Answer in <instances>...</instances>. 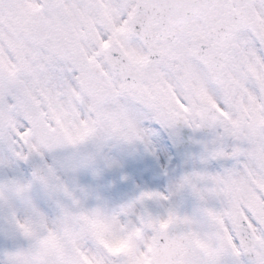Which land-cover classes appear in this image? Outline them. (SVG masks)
<instances>
[{"label":"snow or ice","instance_id":"1","mask_svg":"<svg viewBox=\"0 0 264 264\" xmlns=\"http://www.w3.org/2000/svg\"><path fill=\"white\" fill-rule=\"evenodd\" d=\"M184 130L219 171L117 207L79 185L120 166L112 147ZM22 164L0 264H264V0H0V169Z\"/></svg>","mask_w":264,"mask_h":264},{"label":"rangeland","instance_id":"2","mask_svg":"<svg viewBox=\"0 0 264 264\" xmlns=\"http://www.w3.org/2000/svg\"><path fill=\"white\" fill-rule=\"evenodd\" d=\"M188 130H184L183 136L184 142L179 146H169L165 141L158 137H152L153 149L151 152L146 151L142 145H129V146H115L109 150V155L113 156L119 161V167L114 170H105L99 176L93 177L89 171H82L78 174V183L81 187L88 188L101 199L105 200L109 207H117L121 203L134 199L141 190L144 191H156L167 194L169 188L184 174L181 168L168 169L166 166L171 163H175L172 160V152L179 154V158L182 160L184 155L192 156L191 153L199 151L200 144L195 141H204L206 136H202L201 133L195 135V139H189L192 135ZM164 148L166 149L164 151ZM170 149L171 153L168 154L167 149ZM168 154V155H167ZM177 158V157H176ZM188 158L184 157V161ZM177 161V159H176ZM181 162V161H180ZM199 164V162H198ZM214 168L210 169V163L206 164L208 168H200L196 166L193 171L204 170L209 173H215L219 171L222 165L214 161ZM171 171V172H170ZM170 172V173H169ZM30 171L25 165H20L15 172L12 170L0 169V180L7 176H18L20 178L26 177ZM122 176H127V180H122ZM185 194V193H184ZM183 194L179 204V212L181 214L192 215L195 213L198 202L189 192L186 196ZM34 197L38 202L43 203L39 196V190L34 189ZM90 205L95 204V200L89 202ZM163 202L156 204L150 202V207L155 211L162 210ZM195 206L196 208H192ZM45 207H47L45 205ZM50 211V210H49ZM5 241L0 238V245H3ZM112 251L123 252L127 250V243L124 241H118L115 244L108 245ZM148 261H145L147 264Z\"/></svg>","mask_w":264,"mask_h":264},{"label":"flooded vegetation","instance_id":"3","mask_svg":"<svg viewBox=\"0 0 264 264\" xmlns=\"http://www.w3.org/2000/svg\"><path fill=\"white\" fill-rule=\"evenodd\" d=\"M190 135H193L192 133H189ZM206 137L208 136V135H205ZM208 138V137H207Z\"/></svg>","mask_w":264,"mask_h":264},{"label":"water","instance_id":"4","mask_svg":"<svg viewBox=\"0 0 264 264\" xmlns=\"http://www.w3.org/2000/svg\"><path fill=\"white\" fill-rule=\"evenodd\" d=\"M29 166V165H28ZM30 167V166H29ZM31 168V167H30Z\"/></svg>","mask_w":264,"mask_h":264}]
</instances>
